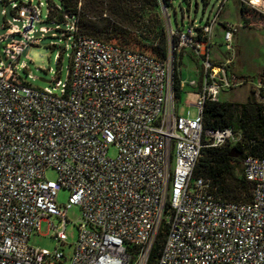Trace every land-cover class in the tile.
I'll return each instance as SVG.
<instances>
[{"label":"built area","instance_id":"obj_1","mask_svg":"<svg viewBox=\"0 0 264 264\" xmlns=\"http://www.w3.org/2000/svg\"><path fill=\"white\" fill-rule=\"evenodd\" d=\"M222 1L204 24L190 19L168 28L164 60L80 34L75 17L64 15L65 29L40 28L57 30L71 50L66 78L52 89L30 86L17 73L20 52L39 41L31 33L42 1H6L22 27L7 21L0 35L7 40V62L0 60V264H146L161 225L155 264H264V157L241 159L252 185L248 202L223 200L192 177L202 147L238 140L231 127H202L204 102L243 83L229 71L236 24L223 22L228 56L211 54ZM238 1L264 13V0ZM47 12L45 3V18ZM185 49L201 60L187 104L194 116L189 108L178 113L173 91V64ZM47 169L55 179L46 178ZM60 188L68 190L62 203ZM74 205L80 215L69 255L29 244L43 220L65 244Z\"/></svg>","mask_w":264,"mask_h":264},{"label":"trees","instance_id":"obj_2","mask_svg":"<svg viewBox=\"0 0 264 264\" xmlns=\"http://www.w3.org/2000/svg\"><path fill=\"white\" fill-rule=\"evenodd\" d=\"M1 1L5 4L7 0ZM50 1H46V19L51 23H64V15L73 16L80 34L146 52L159 60L167 57L168 38L157 11L159 0H60V4ZM162 1L170 3V0ZM202 1L204 5L207 3V0ZM240 7L245 25H264L263 14L254 18V9L242 4ZM10 10L16 15L14 9ZM60 56L58 54L57 61ZM239 77L243 82L248 79L245 75ZM172 80L174 96L180 101L178 62L173 64ZM253 88L243 101L206 100L203 104L204 129L231 127L238 135L234 143L202 147L192 171V177H202L210 190L223 200L250 201L252 185L242 174L241 159L245 155L264 157V103L256 97ZM164 237L165 225H161L146 264H155Z\"/></svg>","mask_w":264,"mask_h":264},{"label":"rangeland","instance_id":"obj_3","mask_svg":"<svg viewBox=\"0 0 264 264\" xmlns=\"http://www.w3.org/2000/svg\"><path fill=\"white\" fill-rule=\"evenodd\" d=\"M28 0H14V2H27ZM40 6V21L35 22L33 25L32 37L39 38L37 44L26 45L18 56L17 73L20 79L25 81L28 85L36 88H49L52 89L56 81H64L66 78L67 65L69 63L68 55L71 53L69 48H65L67 40L59 37L57 30L43 31L40 28H53L54 25L65 29L64 23H51L45 18V3L47 0H41ZM55 4H60V0H52ZM221 0H207L204 5L202 0H170L169 4H164L162 0H159V6L157 7L158 15L161 20V24L164 27L165 33L169 27L179 28L182 23H187L190 19H194L197 25H202L206 22L210 11H214ZM51 3L50 0H48ZM31 3L37 5V0H31ZM241 2L238 0H224L220 9L219 19H226L237 26V33L233 35L232 45L236 51V59L234 61L233 70L240 71L248 77L247 81L233 86L231 88L223 89L219 95V100H234L243 101L246 99L249 90L254 87L256 97L264 103V25L257 26L245 25L241 22L242 9L239 6ZM242 6L249 8L248 5ZM6 10L5 15L2 14V9ZM251 8V7H250ZM253 9V8H252ZM251 10H249L250 12ZM211 12V14H212ZM253 17L260 18L264 13L260 10L254 9ZM15 15L11 12L10 6L3 4L0 0V35H2L5 29L9 26L5 25L8 21L11 24H15L19 28L22 27V21L20 19L14 20ZM223 22L218 20L213 27L211 34V54L217 52V55L224 59L228 56L229 52L225 46L222 35ZM13 37L20 38L19 35H13ZM103 40V39H100ZM105 41V40H103ZM7 40H0V60L7 62L4 54V45ZM237 50H241L240 55L237 56ZM60 54V58L57 61L56 58ZM234 56V58H235ZM183 57L182 53L178 59V70L180 78L184 80L185 85H181V97L177 103V111L179 114H184L186 109L189 108L190 116H194L195 108L189 106L193 100L191 93L186 91H192L191 81L197 82L198 74L195 68V63L201 64V60L193 55ZM232 61V63H233ZM195 62V63H194ZM24 64L25 68H21L19 65ZM232 65V64H231ZM260 80V86H255L252 81ZM57 92V90H53ZM260 93V94H259ZM263 94V95H262ZM107 154L109 156H115L116 149L110 146ZM45 176L48 179H55L56 173L53 169H47ZM68 196V190L66 188H60L56 195V200L60 203L65 202ZM80 215V209L77 205L72 206L67 211V222L65 225L66 241L61 245L54 238V229L48 227L47 221L43 220L40 223L38 231H34L29 237V244L42 248L47 251H51L55 247H59L62 251L69 255L73 243L77 236V221ZM53 225H59L60 222L57 218L52 217L50 219Z\"/></svg>","mask_w":264,"mask_h":264},{"label":"crops","instance_id":"obj_4","mask_svg":"<svg viewBox=\"0 0 264 264\" xmlns=\"http://www.w3.org/2000/svg\"><path fill=\"white\" fill-rule=\"evenodd\" d=\"M240 5L239 6H241V4L242 3H239ZM220 21H222V22H225V21H228V20H226V19H219ZM241 22L243 23V21H242V19H241ZM244 24V23H243ZM222 26V30H223V25H221ZM237 31L238 30H236V32L234 33V34H236L237 33ZM240 52H241V50H237V56L238 55H240ZM235 54H236V51H235ZM182 56L183 57H186V56H191L192 58H193V54L188 50V49H185L184 51H182ZM212 56H214L215 58H219V56L217 55V52L215 51V52H213V54H212ZM239 57V56H238ZM191 58V60H193ZM236 59V56H235V58H234V60ZM195 63V62H194ZM232 65H230L229 66V71L230 72H232V73H234L235 75H237L238 77L239 76H243L244 75V73H241L240 71H237L236 70V72L233 70V65H234V61H233V63H231ZM195 68H196V71H197V74H198V80H197V82H193V81H191V86H192V91H186V93H192L194 90H195V87L197 86V84H198V81H199V77H200V74H201V69H200V64L198 65L197 63H195ZM257 79L255 80V81H252L253 82V84H256L257 83ZM181 85H185V83H184V80H183V78L181 79Z\"/></svg>","mask_w":264,"mask_h":264},{"label":"water","instance_id":"obj_5","mask_svg":"<svg viewBox=\"0 0 264 264\" xmlns=\"http://www.w3.org/2000/svg\"><path fill=\"white\" fill-rule=\"evenodd\" d=\"M236 154H232V156H235Z\"/></svg>","mask_w":264,"mask_h":264}]
</instances>
